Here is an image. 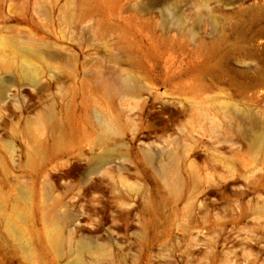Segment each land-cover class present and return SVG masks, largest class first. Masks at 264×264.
<instances>
[{
    "label": "rangeland",
    "instance_id": "obj_1",
    "mask_svg": "<svg viewBox=\"0 0 264 264\" xmlns=\"http://www.w3.org/2000/svg\"><path fill=\"white\" fill-rule=\"evenodd\" d=\"M0 264H264V0H0Z\"/></svg>",
    "mask_w": 264,
    "mask_h": 264
},
{
    "label": "bare ground",
    "instance_id": "obj_2",
    "mask_svg": "<svg viewBox=\"0 0 264 264\" xmlns=\"http://www.w3.org/2000/svg\"><path fill=\"white\" fill-rule=\"evenodd\" d=\"M82 246H84V245H82Z\"/></svg>",
    "mask_w": 264,
    "mask_h": 264
}]
</instances>
